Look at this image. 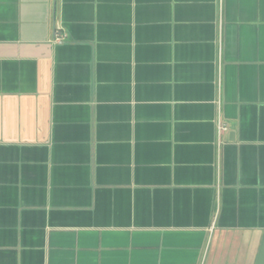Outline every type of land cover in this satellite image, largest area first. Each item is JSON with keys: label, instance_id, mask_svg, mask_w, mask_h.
I'll list each match as a JSON object with an SVG mask.
<instances>
[{"label": "crops", "instance_id": "crops-1", "mask_svg": "<svg viewBox=\"0 0 264 264\" xmlns=\"http://www.w3.org/2000/svg\"><path fill=\"white\" fill-rule=\"evenodd\" d=\"M0 264H264V0H0Z\"/></svg>", "mask_w": 264, "mask_h": 264}, {"label": "built area", "instance_id": "built-area-1", "mask_svg": "<svg viewBox=\"0 0 264 264\" xmlns=\"http://www.w3.org/2000/svg\"><path fill=\"white\" fill-rule=\"evenodd\" d=\"M217 127H218V138H219L220 133L227 130V125L225 123L218 122ZM218 140H219L218 143L221 144L220 138Z\"/></svg>", "mask_w": 264, "mask_h": 264}]
</instances>
